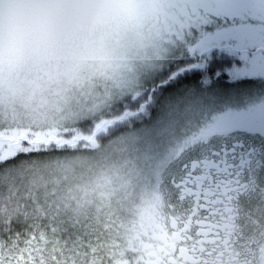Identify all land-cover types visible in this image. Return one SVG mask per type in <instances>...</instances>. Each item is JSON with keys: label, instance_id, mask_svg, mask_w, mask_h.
Returning <instances> with one entry per match:
<instances>
[{"label": "snow or ice", "instance_id": "obj_1", "mask_svg": "<svg viewBox=\"0 0 264 264\" xmlns=\"http://www.w3.org/2000/svg\"><path fill=\"white\" fill-rule=\"evenodd\" d=\"M158 4L72 123L0 113V264H264V0Z\"/></svg>", "mask_w": 264, "mask_h": 264}, {"label": "clouds", "instance_id": "obj_2", "mask_svg": "<svg viewBox=\"0 0 264 264\" xmlns=\"http://www.w3.org/2000/svg\"><path fill=\"white\" fill-rule=\"evenodd\" d=\"M159 12L158 0H0V96L27 110L57 108L110 79Z\"/></svg>", "mask_w": 264, "mask_h": 264}, {"label": "rangeland", "instance_id": "obj_3", "mask_svg": "<svg viewBox=\"0 0 264 264\" xmlns=\"http://www.w3.org/2000/svg\"><path fill=\"white\" fill-rule=\"evenodd\" d=\"M153 22V21H152ZM151 22V23H152ZM150 23V24H151ZM149 24V25H150ZM148 25V26H149ZM141 45V36L138 38H132L128 41L127 50H126V60L121 68V70L114 74L110 79L105 80H93L91 83L84 84L83 87L79 89H73V91L65 98V101L61 103L57 108L48 110V109H36V110H27L19 105H13L5 102L2 96H0V113L5 115L15 114L17 116L23 117L26 120L39 121L41 123L48 122H64L72 123L75 119L85 102H92L95 96L98 94L97 89L102 88L105 84H110L114 77L124 74V66L132 62L133 58L136 56L137 50ZM82 157H89L83 155L78 157L76 155H67L66 157H60L59 163L66 165H71L73 162H83L79 160ZM91 158H87V160ZM86 165L80 167L79 169L75 168L76 176L79 174V177L75 179L74 184L78 181L87 182L89 179V173L92 172L95 164L92 162H85ZM58 165L56 160H53L50 165V169H57ZM71 168V167H70ZM74 168V167H73ZM70 173V171L65 172Z\"/></svg>", "mask_w": 264, "mask_h": 264}, {"label": "trees", "instance_id": "obj_4", "mask_svg": "<svg viewBox=\"0 0 264 264\" xmlns=\"http://www.w3.org/2000/svg\"><path fill=\"white\" fill-rule=\"evenodd\" d=\"M69 155H76L78 157H81L86 154L83 152H77L75 154H69ZM87 158L89 157H82L79 160H82L83 162H79V161L73 162L71 165L69 164L63 165L58 163V165H56L58 170L56 169L49 170L51 180L59 181L60 183H64V184H74V181L75 179H77V177H79V174L76 176L75 174L72 173L75 172V168L79 169L80 167L86 165L87 163L85 162H92V159L87 160ZM68 170L70 171V173L66 174L65 172Z\"/></svg>", "mask_w": 264, "mask_h": 264}]
</instances>
